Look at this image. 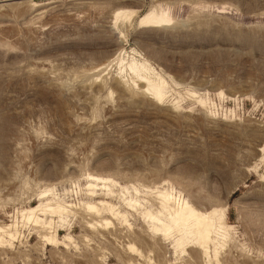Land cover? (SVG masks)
<instances>
[{"label":"rangeland","instance_id":"1","mask_svg":"<svg viewBox=\"0 0 264 264\" xmlns=\"http://www.w3.org/2000/svg\"><path fill=\"white\" fill-rule=\"evenodd\" d=\"M153 190L214 212L205 251ZM0 264H264V0H0Z\"/></svg>","mask_w":264,"mask_h":264},{"label":"bare ground","instance_id":"2","mask_svg":"<svg viewBox=\"0 0 264 264\" xmlns=\"http://www.w3.org/2000/svg\"><path fill=\"white\" fill-rule=\"evenodd\" d=\"M123 14V11L114 12V21L117 22L123 16ZM170 23L171 17L167 12L157 11V9L155 10L154 8L149 9L146 13L137 17V24L139 27H164ZM116 74L119 79L126 77L127 79L132 80L134 83L133 85H138L142 93L149 99L160 101L164 96L163 90L161 88L162 85L156 83V81H154L153 77L150 75L151 72L149 68L144 63L138 62L135 58H131L124 63L121 62ZM93 179L95 182L103 184L109 181L107 178L102 177H95ZM94 188V184L90 183L88 189L92 191ZM103 202L104 201L100 202L102 205L99 203V205L103 206H100L102 210L105 208L108 212H110L108 215L111 214L114 216L111 217L115 219L117 216V213L113 210L115 205L113 206L112 203L106 201L104 203ZM153 204L156 205L157 212L145 213L143 215L144 217L153 220V222L154 220L160 222L162 228H159L155 225L154 228L155 230L162 232L163 237H169L172 235V233H176V235L179 236L177 245H182L185 237H188L193 242L197 243V248L199 250H206V247L210 243L216 229V222L212 217L214 212L211 213L210 210L206 212H200L192 205L188 203L180 204L179 202H176L173 197H170L162 192L154 193ZM129 206L132 209L135 208V206L130 204ZM63 207L60 205H57V207H49L47 212L61 213V211H63ZM87 208L93 211L96 209V206L88 205ZM31 210L35 209L33 208ZM99 210L100 209L97 207L95 211L98 212ZM36 222L38 221L36 220ZM218 223H222L221 216L218 217ZM47 240V245H51L53 242H55L53 237H47ZM129 248L133 249L132 245H130Z\"/></svg>","mask_w":264,"mask_h":264}]
</instances>
